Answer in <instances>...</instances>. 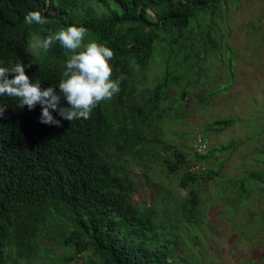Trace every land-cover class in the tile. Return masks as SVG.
<instances>
[{"label":"trees","instance_id":"16d2710c","mask_svg":"<svg viewBox=\"0 0 264 264\" xmlns=\"http://www.w3.org/2000/svg\"><path fill=\"white\" fill-rule=\"evenodd\" d=\"M222 1L0 0L4 66L29 64L26 75L42 88L58 85L65 50L57 43L35 53L30 44L76 25L88 30L84 43L113 50V78H122L119 94L89 119L61 121L60 127L41 124L39 106L29 111L16 98H0L8 107L0 117V264H192L176 258L175 232L179 223L201 225V193L223 163L213 164L217 150L210 145L191 156L163 131L190 115L183 106L207 77L212 48L226 52L233 80L232 50L217 39ZM29 12L48 22L25 25ZM155 62L159 75L147 86L144 75ZM233 123L220 119L203 136L209 140L206 135ZM237 147L233 142L220 151ZM136 171H156L186 195L171 209V198L155 182L151 201L135 202ZM250 178L264 187V170ZM246 182L230 184L242 191Z\"/></svg>","mask_w":264,"mask_h":264},{"label":"rangeland","instance_id":"374dc122","mask_svg":"<svg viewBox=\"0 0 264 264\" xmlns=\"http://www.w3.org/2000/svg\"><path fill=\"white\" fill-rule=\"evenodd\" d=\"M217 15V39L227 41L232 50L233 80L226 52L212 48L203 71L207 77L183 106L190 115L168 122L163 132L168 142L192 156L196 138L207 125L220 119L234 123L222 132L205 134L210 150H217L213 164L223 166L201 193V225L178 224L175 256L192 264H264V187L250 181L252 174L264 170V0H225ZM158 75L155 62L144 75L147 86ZM200 98L205 99L202 105L197 103ZM233 142L238 146L233 151H220ZM135 174V202H150L155 182L171 198V209L186 195L176 182L159 179L156 171ZM237 178L247 179L242 191L230 184Z\"/></svg>","mask_w":264,"mask_h":264},{"label":"clouds","instance_id":"9594fccd","mask_svg":"<svg viewBox=\"0 0 264 264\" xmlns=\"http://www.w3.org/2000/svg\"><path fill=\"white\" fill-rule=\"evenodd\" d=\"M47 22L40 12H29L23 20L28 26ZM88 35L85 27L72 25L56 32L49 31L44 38L30 44L45 54L57 43L65 50L68 59L58 85L42 88L39 79L33 80L26 75V69L31 68L29 64L17 61L4 66L0 62V98H16L19 105L26 106L29 111L39 106V122L48 126L60 127L61 121L71 123L89 119L102 102L119 94L122 78H113L110 63L113 50L95 41L84 43ZM7 108L0 103V117Z\"/></svg>","mask_w":264,"mask_h":264},{"label":"built area","instance_id":"2783aa9c","mask_svg":"<svg viewBox=\"0 0 264 264\" xmlns=\"http://www.w3.org/2000/svg\"><path fill=\"white\" fill-rule=\"evenodd\" d=\"M210 145V141L203 135H199L196 138V151L200 154L207 153ZM194 169V168H193ZM198 170V166L195 167Z\"/></svg>","mask_w":264,"mask_h":264}]
</instances>
